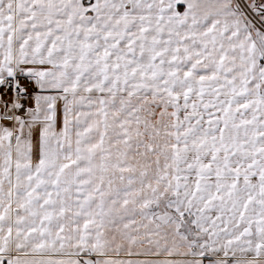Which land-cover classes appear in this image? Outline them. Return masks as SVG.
Masks as SVG:
<instances>
[{"label":"snow or ice","instance_id":"6c2138e0","mask_svg":"<svg viewBox=\"0 0 264 264\" xmlns=\"http://www.w3.org/2000/svg\"><path fill=\"white\" fill-rule=\"evenodd\" d=\"M0 264H264V0H0Z\"/></svg>","mask_w":264,"mask_h":264}]
</instances>
